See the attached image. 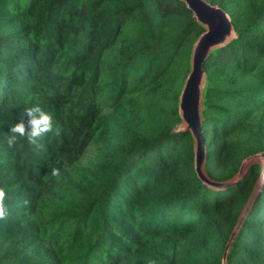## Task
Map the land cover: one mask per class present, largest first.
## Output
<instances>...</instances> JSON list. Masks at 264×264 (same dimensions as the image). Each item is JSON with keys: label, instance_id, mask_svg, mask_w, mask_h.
I'll return each mask as SVG.
<instances>
[{"label": "trees", "instance_id": "16d2710c", "mask_svg": "<svg viewBox=\"0 0 264 264\" xmlns=\"http://www.w3.org/2000/svg\"><path fill=\"white\" fill-rule=\"evenodd\" d=\"M205 1L234 35L203 65L204 172L261 156L223 189L179 111L206 32L184 2L0 0V264H264V0ZM36 104L58 133L9 147Z\"/></svg>", "mask_w": 264, "mask_h": 264}, {"label": "water", "instance_id": "95a60500", "mask_svg": "<svg viewBox=\"0 0 264 264\" xmlns=\"http://www.w3.org/2000/svg\"><path fill=\"white\" fill-rule=\"evenodd\" d=\"M187 5V8L191 10L197 19V21L206 28V32L198 39L196 42L193 55L191 60V71L187 80L185 82L184 89L182 91L180 97V105L179 111L182 120L185 118L186 115H190L189 107L184 106L187 103L186 98L188 94L191 96V104H192V114L195 118L197 123V130L191 131L192 135L195 139V169L200 178L205 184L214 188V189H223L229 187L231 185H235L243 178L244 171L248 167V165L255 161L256 159H260L261 156H251L247 158L241 165L239 173L236 179L229 183H219L210 180L204 172V163H205V144L202 137V123L200 118L201 112V85L205 80V74L203 70V65L207 58L209 57L210 51L215 49L219 46L225 45L228 41L233 38L234 32L231 21L228 15L225 13L224 10L218 7H213L208 4L205 0H181ZM228 30V40L225 39V32ZM183 112V113H182ZM185 113V114H184ZM183 130H189L188 127L184 128ZM264 178V175L261 179ZM246 214H244L245 216ZM241 223L237 226L234 230L227 246L225 249V255L227 254L229 248L231 247V243L233 238L235 237L238 228L240 227Z\"/></svg>", "mask_w": 264, "mask_h": 264}, {"label": "clouds", "instance_id": "9594fccd", "mask_svg": "<svg viewBox=\"0 0 264 264\" xmlns=\"http://www.w3.org/2000/svg\"><path fill=\"white\" fill-rule=\"evenodd\" d=\"M22 117H26V120L22 118L11 127L12 134L8 135L6 140L9 147L16 145L18 137H27L30 143L35 144L39 138L48 133H58V128L54 129L52 115L38 104L26 108ZM52 175L59 176V169H53ZM5 199L6 192L0 188V220L8 216Z\"/></svg>", "mask_w": 264, "mask_h": 264}, {"label": "rangeland", "instance_id": "374dc122", "mask_svg": "<svg viewBox=\"0 0 264 264\" xmlns=\"http://www.w3.org/2000/svg\"><path fill=\"white\" fill-rule=\"evenodd\" d=\"M228 35H229V32L227 30L225 32V34H224V36H225V39L224 40H226V41L228 40ZM203 85H204V82L201 85V91H202V93H203ZM202 93H201V97H202ZM185 98H186L187 103H185L184 106H187V107L190 108L189 109L190 115L188 116V115H186L184 113L185 114V118L183 120V127L184 128L188 127L190 131H194V130H197V123H196L195 118H194V116L192 114V104H191V96H190V94H188L187 97H185Z\"/></svg>", "mask_w": 264, "mask_h": 264}]
</instances>
